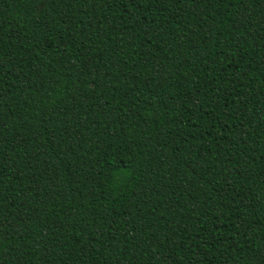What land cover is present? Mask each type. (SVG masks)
Segmentation results:
<instances>
[{"label": "trees", "instance_id": "16d2710c", "mask_svg": "<svg viewBox=\"0 0 264 264\" xmlns=\"http://www.w3.org/2000/svg\"><path fill=\"white\" fill-rule=\"evenodd\" d=\"M0 264H264V0H0Z\"/></svg>", "mask_w": 264, "mask_h": 264}]
</instances>
